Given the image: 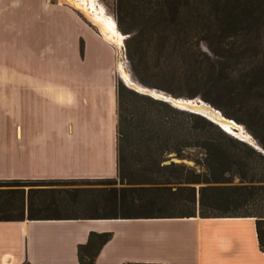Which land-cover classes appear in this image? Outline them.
Returning a JSON list of instances; mask_svg holds the SVG:
<instances>
[{
	"label": "trees",
	"instance_id": "1",
	"mask_svg": "<svg viewBox=\"0 0 264 264\" xmlns=\"http://www.w3.org/2000/svg\"><path fill=\"white\" fill-rule=\"evenodd\" d=\"M116 16L138 82L201 99L264 151V0H117ZM116 98V177L0 181V221L250 217L264 253V153L119 81ZM111 237L90 233L79 264Z\"/></svg>",
	"mask_w": 264,
	"mask_h": 264
},
{
	"label": "crops",
	"instance_id": "2",
	"mask_svg": "<svg viewBox=\"0 0 264 264\" xmlns=\"http://www.w3.org/2000/svg\"><path fill=\"white\" fill-rule=\"evenodd\" d=\"M78 10L0 0V181L116 177V44ZM90 233L94 264H264L254 218L199 216L0 221V264H79Z\"/></svg>",
	"mask_w": 264,
	"mask_h": 264
},
{
	"label": "rangeland",
	"instance_id": "3",
	"mask_svg": "<svg viewBox=\"0 0 264 264\" xmlns=\"http://www.w3.org/2000/svg\"><path fill=\"white\" fill-rule=\"evenodd\" d=\"M63 1L66 2L67 4H69L71 7L75 8L74 5L71 4L68 0H63ZM97 1L104 8V11L106 12V14L117 24V16H116V12H117V0H97ZM80 12H82L84 14V12L82 10H80ZM86 18L89 19L93 24H95L89 17L86 16ZM95 25L98 27L97 24H95ZM117 28H118V25H117ZM99 30H100V28H99ZM118 31L122 35V38H121L119 44L115 43L117 46L116 45H113L115 47V49H116V52H117L116 53V60H117L116 61L117 81L121 82L122 84H124L128 88L133 89L132 86H131V84H137V83H139L140 85H142V84L140 82H138L137 79L133 76V74H132V72L130 70V67H129V63H128V60H127V57H126V50H125V39L127 38V35L124 34L123 32H121L119 30V28H118ZM142 86H144V85H142ZM133 90L135 91V89H133ZM157 91L158 92H161V93L163 92L165 94H168V93H166L164 91H161V90H157ZM168 95H170V94H168ZM172 97H174V96H172ZM174 98H182V97H174ZM221 114L223 115L222 112H221ZM236 127H237V131H235L232 128V126H230V128H227V129L229 131L235 132L234 134L236 135L235 136L236 138H238V139L244 138L243 140L246 143H248V144L251 145V142L253 140L250 138V134L247 132V130L244 128V126L237 123V126ZM237 136H239V137H237ZM240 137H242V138H240ZM188 163L191 164L190 162H188ZM174 189L175 188H173V190Z\"/></svg>",
	"mask_w": 264,
	"mask_h": 264
},
{
	"label": "water",
	"instance_id": "4",
	"mask_svg": "<svg viewBox=\"0 0 264 264\" xmlns=\"http://www.w3.org/2000/svg\"><path fill=\"white\" fill-rule=\"evenodd\" d=\"M132 88L135 89V91L142 93L144 95H148L155 99L165 101L177 109L202 115L206 117L207 119L211 120L212 122L216 123L217 125H219L224 131H226L227 133L235 137V134H233L232 132L228 131L225 127H223L220 120H218V118H216L215 116H217V113H219L221 118L225 119L226 121L232 122L234 124H237V123L231 119L224 117L219 110H217L216 108L202 101L199 98H196V99L174 98L171 95L165 94L163 92L162 93L158 92L156 89L142 86L139 83H137L136 86H132ZM233 128L237 130L236 127H233ZM251 138L253 140L251 142V146H253L254 148L264 153V151L260 148L256 140H254L252 136ZM240 140L244 141L243 139H240ZM171 162L180 163L182 162V160H180L174 155H171L167 160L164 161V164H169Z\"/></svg>",
	"mask_w": 264,
	"mask_h": 264
},
{
	"label": "bare ground",
	"instance_id": "5",
	"mask_svg": "<svg viewBox=\"0 0 264 264\" xmlns=\"http://www.w3.org/2000/svg\"><path fill=\"white\" fill-rule=\"evenodd\" d=\"M68 1L71 4H73L75 8L82 10L87 17H89L95 24L98 25L106 40L117 44L120 43L122 35L118 31L117 24L106 14L104 8L99 4L97 0H68ZM136 85L137 84H131V86H136ZM215 117L218 118V120H220L223 127H225L226 129L230 128L231 125L232 128L237 126V124H234L232 122L226 121L225 119L221 118L219 113H217V116ZM232 133L234 134L235 132Z\"/></svg>",
	"mask_w": 264,
	"mask_h": 264
}]
</instances>
